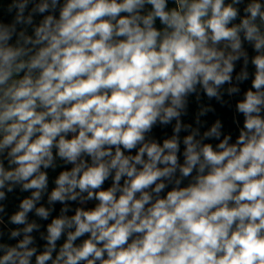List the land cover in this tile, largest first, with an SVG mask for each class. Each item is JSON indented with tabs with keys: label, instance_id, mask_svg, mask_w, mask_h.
Instances as JSON below:
<instances>
[{
	"label": "clouds",
	"instance_id": "9594fccd",
	"mask_svg": "<svg viewBox=\"0 0 264 264\" xmlns=\"http://www.w3.org/2000/svg\"><path fill=\"white\" fill-rule=\"evenodd\" d=\"M0 264H264V0H0Z\"/></svg>",
	"mask_w": 264,
	"mask_h": 264
}]
</instances>
